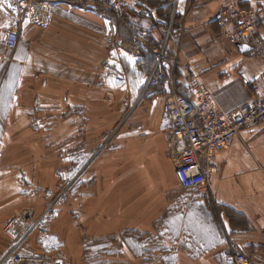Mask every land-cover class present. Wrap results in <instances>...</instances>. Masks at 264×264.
Listing matches in <instances>:
<instances>
[{
	"label": "crops",
	"instance_id": "obj_1",
	"mask_svg": "<svg viewBox=\"0 0 264 264\" xmlns=\"http://www.w3.org/2000/svg\"><path fill=\"white\" fill-rule=\"evenodd\" d=\"M225 2L178 0V26L183 24L186 30L180 38V54L172 41L170 45L174 51L168 55L173 56L171 62L176 56H181L183 62L190 61L201 71L218 107L225 111H244L264 98V91L257 93L252 88V83L264 71V60L254 52H242L238 45L218 36L216 14ZM0 3L3 4L0 29L4 28L0 31L1 146V141L11 142L14 136L23 135L25 139V125L35 122L36 115L45 110L48 102L62 96L56 97L59 90L51 88L52 85L43 89L33 81L29 83L30 78H40L49 73L59 76L65 74L64 70L86 68L85 65L72 66L70 50L58 43L57 33L61 31L57 30L75 29L84 34L82 38L75 33L77 38L75 41L72 39V43L87 47L86 54L90 57L88 69L94 72L97 49H100L97 32L105 47L110 36V24L88 1L44 0L30 3L27 0H0ZM8 3L13 7L8 8ZM241 3L249 7L264 6V0H241ZM151 4L155 8L154 17L142 20L141 32H145L142 34L145 38L160 43L163 32L153 21L160 19V13L168 14L172 5L170 0ZM16 27L20 32L18 45L6 50L1 42L6 33ZM66 32L62 34H69ZM66 41L70 42V39L67 37ZM130 46L125 49L128 56L149 54L142 44ZM47 56H54L55 60ZM60 58L63 61H59ZM171 67L168 61L163 65L168 72ZM56 68L62 69L58 71ZM183 72L181 68L180 73ZM158 87L163 104L170 89L160 84ZM161 113L164 114L163 109ZM166 118L164 120L160 113L150 115V121L141 117L140 122L150 126L143 139L150 142L144 143L138 156L128 161L133 162L136 173H140V178L137 180L135 177V180L140 182L141 188L149 190L146 191L147 196L142 190L131 202L122 197L121 184L118 185L122 171L117 169L119 175L114 173L110 176L116 165L111 164L109 157L101 155L90 165L89 184L83 190L85 217H79L86 222L87 231L93 234L90 236L117 235L135 228L142 250L135 255L127 245L121 244L120 254L124 258L121 264H234L232 253L235 250L248 255L254 264H264V122L242 129L220 153L218 170L211 179V193L202 195L181 188L177 181L175 170L181 145L170 151V138L163 132L169 125ZM9 150L10 147L7 152L6 148L0 149V156L11 155ZM132 151L124 150L129 154H133ZM4 169L1 171L9 172ZM27 194L28 191L17 189L13 181L6 179V174L1 178L2 225L13 219L8 213L10 208L23 206ZM221 210L225 213L222 214ZM72 241L75 244L74 239ZM74 252L75 255L78 253L76 248Z\"/></svg>",
	"mask_w": 264,
	"mask_h": 264
},
{
	"label": "rangeland",
	"instance_id": "obj_2",
	"mask_svg": "<svg viewBox=\"0 0 264 264\" xmlns=\"http://www.w3.org/2000/svg\"><path fill=\"white\" fill-rule=\"evenodd\" d=\"M80 1L90 2L107 22L109 20L110 36L104 47L97 32V46L100 49H97L96 68L92 72L87 63L90 61L86 54L87 47L72 43L77 38L75 33L82 38L84 34L75 29H58L61 31L57 33L58 43L62 48H69L72 66L85 65L86 68L82 70L73 66L78 69L64 70V75L49 73L29 79V83L33 81L43 89L52 85L51 88L59 90L56 97L62 96L48 102L47 106L45 104V110L36 115L35 122L25 125V139L22 135L14 136L11 142L1 141L0 149L6 148L7 152L10 147L8 152L11 155L6 153L0 156V181L6 174V179L13 181L17 189L23 188L28 194L24 196L26 201L23 206L13 205L10 208L8 213L13 219L7 226L0 223V257L9 249L4 256L43 255L41 257L52 261L59 258L63 264H121L124 260L120 254L121 244L127 245L135 255L142 250L135 228L117 235L90 236L93 234L87 231L86 222L79 217H85L83 190L89 184L90 165L101 155L109 157L111 164L116 165L110 176L114 173L119 175L117 169L122 171L118 185L121 184L124 199L131 202L142 190L147 196L146 191L149 190L141 188L140 182L135 180V177L137 180L140 178V173H136L135 164L128 161L138 156L144 143L150 142L143 139L150 126L143 125L141 117L148 121L150 115L160 113L164 120L167 119L161 113V90L150 82L152 69L141 65L144 56H129L134 58L133 61L121 56L131 44H140L134 41L140 34L133 36V39L127 38L121 30L123 21L120 13L107 9L103 4L100 5L104 10L97 8L95 0ZM171 14L170 10L168 19ZM177 18L176 22L179 23ZM153 22L161 24L159 18ZM66 31L69 34H62ZM218 36L226 39L220 24ZM67 37L70 42L66 41ZM177 46V53L180 54L181 39ZM48 57L55 60L54 56ZM56 69L59 71L62 68ZM165 130L163 132L166 134ZM171 148L170 145V151H173ZM120 150L123 151L120 153ZM124 150H133V154ZM3 169L9 172H2ZM140 239L143 240L142 237ZM75 248L78 251L76 255ZM251 264H254L253 260Z\"/></svg>",
	"mask_w": 264,
	"mask_h": 264
},
{
	"label": "built area",
	"instance_id": "obj_3",
	"mask_svg": "<svg viewBox=\"0 0 264 264\" xmlns=\"http://www.w3.org/2000/svg\"><path fill=\"white\" fill-rule=\"evenodd\" d=\"M95 1L126 17L154 16L155 12L150 0H129L130 3L125 0ZM170 3V18L165 22L159 19L161 24H157L163 32L161 42L148 46V40L143 35H139L134 41L147 46L156 57L157 63L150 76V82L161 83L170 89L162 109L169 119V127L165 132L170 138V145L173 148L181 145L180 159L175 170L177 181L183 189L209 195L212 176L219 167L220 153L242 129H249L264 122V98L257 100L244 111H225L217 106L212 89L192 62H183L181 56H176L174 62H171L167 56L168 46L172 41L178 45L186 28L178 26L176 22L178 0H170ZM217 19L224 38L232 44L249 45L251 52H255L264 60V6L249 7L243 6L241 0H226ZM19 40L20 32L16 27L6 33L1 44L6 50L14 49ZM166 61L172 64L170 72L163 68ZM181 68L184 72L179 75L178 69ZM181 88L189 94L182 93ZM252 88L257 93L264 91V71L252 83ZM221 213L224 214L225 211L222 210ZM8 251L9 249L0 257V264H63L59 258L52 261L41 256H4ZM232 258L234 264H251L252 260L243 252L233 253Z\"/></svg>",
	"mask_w": 264,
	"mask_h": 264
},
{
	"label": "trees",
	"instance_id": "obj_4",
	"mask_svg": "<svg viewBox=\"0 0 264 264\" xmlns=\"http://www.w3.org/2000/svg\"><path fill=\"white\" fill-rule=\"evenodd\" d=\"M150 2L157 3L158 0H151ZM96 5H97V8L103 9V7L99 3H97ZM106 10H105V12H108ZM160 15H161V17H160L161 21L165 22V21L168 20V16H169L168 14L164 15V14L160 13ZM153 17L154 16H146V15H144L141 18H135V17H133V15L130 16V17H124V15H120V19L123 21V24L121 25V30H122L123 34L127 38L133 39V36H135L137 34L142 35V34L145 33V32H141L142 28H141V24L140 23L142 22V20H147V19L150 20V18L153 19ZM177 17H178V15H177ZM147 40L149 41L150 45L159 44V43H157L158 41L150 40L148 37H147ZM148 41H147V43H148ZM145 47L149 51L148 52L149 54L144 56V62H142L141 65H143L146 68L148 67L149 69H152V72H153V70H154V68L156 66L157 60H156V57L147 48V46H145ZM171 50H173V47L171 45H169L168 49H167V56L169 57V59L173 57V56H169L168 55ZM152 72H151V74H152ZM178 72H179V75L182 74V73H180V69H178ZM159 84H160V86L163 87V85L161 83H154L152 86H155V85L158 86ZM180 91L182 93H184V94H187V95L189 94L188 91L184 90L183 88H181Z\"/></svg>",
	"mask_w": 264,
	"mask_h": 264
},
{
	"label": "water",
	"instance_id": "obj_5",
	"mask_svg": "<svg viewBox=\"0 0 264 264\" xmlns=\"http://www.w3.org/2000/svg\"><path fill=\"white\" fill-rule=\"evenodd\" d=\"M220 12H221L220 10L217 12L216 17L220 16ZM238 46L242 52H247V51L251 50V47L249 45H246V44H239ZM239 117H240V113H238V115H237V118H239Z\"/></svg>",
	"mask_w": 264,
	"mask_h": 264
},
{
	"label": "snow or ice",
	"instance_id": "obj_6",
	"mask_svg": "<svg viewBox=\"0 0 264 264\" xmlns=\"http://www.w3.org/2000/svg\"><path fill=\"white\" fill-rule=\"evenodd\" d=\"M8 8H12L13 6H12V4L11 3H8ZM3 7V4L2 3H0V8H2ZM123 55L129 60V61H133L134 60V58L133 57H129L128 55H127V53H123ZM142 82V81H141Z\"/></svg>",
	"mask_w": 264,
	"mask_h": 264
}]
</instances>
